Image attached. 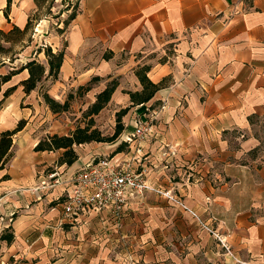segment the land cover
Segmentation results:
<instances>
[{
	"label": "crops",
	"instance_id": "crops-1",
	"mask_svg": "<svg viewBox=\"0 0 264 264\" xmlns=\"http://www.w3.org/2000/svg\"><path fill=\"white\" fill-rule=\"evenodd\" d=\"M7 5L0 0L4 31L24 29L36 10L34 0ZM48 37L52 52L64 53L50 98L97 78L93 99L115 79L108 105L126 113L114 142L73 148L70 166L60 164L63 150L58 162L54 151L36 152L28 124L14 136L0 170V264H264V0H78L75 18ZM142 68L159 89L133 105ZM27 77L7 83L17 88L0 111V133L30 116L19 104L32 92L17 86ZM161 106L152 135L132 139ZM100 157L144 171L143 200L119 225L107 211L63 220L58 202L72 176ZM52 172L62 184L41 189Z\"/></svg>",
	"mask_w": 264,
	"mask_h": 264
},
{
	"label": "rangeland",
	"instance_id": "rangeland-1",
	"mask_svg": "<svg viewBox=\"0 0 264 264\" xmlns=\"http://www.w3.org/2000/svg\"><path fill=\"white\" fill-rule=\"evenodd\" d=\"M50 1L51 0H38V2L35 3L36 10L32 12L29 17L31 20L30 28L27 34L22 38L24 41L22 50L21 44L18 41L16 42V38L18 37H16L15 34L10 35V42L8 44H3L4 47L10 49L11 57L14 56L17 59L13 64H9L7 67L0 69L1 73L9 71L10 66L19 68L20 65L24 62L26 63L28 59L32 60L33 56H35L34 58L37 59L36 61L38 63L42 64L45 62L46 57H43V55H35L36 51L49 47L47 41L49 34L51 32H58L55 24H61L62 21V27H64V23L68 20L70 15L73 14L77 2V0H61L56 3L55 0L52 2ZM62 12L64 13L63 16ZM43 22H46V24ZM48 80L53 81L52 78L42 80L37 85L36 89L32 91L30 94L31 103L28 104L26 98H23L19 104L23 112L30 113L29 118L23 121L25 122L24 127L28 124L27 133H32L34 143L47 139L53 133V135L59 137L65 136V133H67V136H70L76 129H83L85 127H88L89 132L93 130L98 131L100 135L102 136L103 134L105 138L111 137L114 134L117 126V114L122 111V109L114 105H108V102L96 115H91L89 113L90 107L95 102L96 96L91 99L87 94L91 88L98 86L99 81L90 80L87 84L77 89L72 88L68 90L61 100L54 99L60 105L67 103V108L64 111L52 112L43 99V95L47 94L46 92L50 88V85L48 86L47 84ZM111 81L107 82L106 86ZM114 81L116 80L114 79ZM19 83L17 86H20ZM9 87H12L11 84L4 85L2 91H5ZM1 97L2 95L0 94V99ZM122 117L120 118V122ZM73 148L80 149L79 146H74ZM29 149L31 151V148ZM54 152L56 161L58 162L62 151ZM56 152L59 153V156L56 155ZM48 154L49 152H46L44 157ZM42 165V163H39L36 164V167H41ZM47 169L50 170L51 166Z\"/></svg>",
	"mask_w": 264,
	"mask_h": 264
},
{
	"label": "trees",
	"instance_id": "trees-1",
	"mask_svg": "<svg viewBox=\"0 0 264 264\" xmlns=\"http://www.w3.org/2000/svg\"><path fill=\"white\" fill-rule=\"evenodd\" d=\"M43 1V0H42ZM51 0L50 2H52ZM78 1V0H77ZM38 0H35V3ZM10 0H8L7 9L9 7ZM76 15V5L74 7L73 14L70 15L68 20L64 23V28L62 30H58V33H62L64 29L68 26L69 22L75 18ZM31 20L29 19L24 29H19L17 27H13L9 31L0 30V69L7 67L9 64H13V62L17 59L16 57L10 54V49L4 47L3 44H8L10 42V35H14L16 38V42L18 41L21 44V50L23 49L24 41L22 38L27 34ZM41 49H38L40 52ZM44 55L47 60L48 65V73L46 75L45 67L36 62L35 60H30L22 65L19 68L11 67L9 71L6 73H0V94L2 95L0 99V111L3 109L5 101L11 96V94L15 91L16 86H12L7 88L5 91H2V87L6 85L13 76L19 74L20 72L27 70L28 77L19 83L23 88V92L25 95H28L30 92L34 91L37 85L44 79L52 78L53 80L57 79V74L60 69L62 60H63V51L53 53L49 47L43 49ZM147 68H142L139 71L135 72V75L142 86L141 92H129V98L133 105L147 103L155 92L159 89L158 85H155L149 81L146 77L145 72ZM91 81H98L97 78H93ZM117 87L116 81H111L106 88L101 91L95 99V102L90 107L89 113L91 115H96L102 108L110 101L111 95L115 91ZM43 99L45 104L49 107L52 112L64 111L67 108V103L60 105L55 102L52 98H50L47 94L43 95ZM126 110L120 111L117 119V126L114 131V134L111 137H102L100 133L96 130L89 132L88 127L83 129H76L70 136H62L59 137L57 135H53L48 137L47 139L40 141L36 147V152L43 151H58L63 150L62 158L60 160V164H66L70 166L77 160V155L74 152L73 147L79 146L82 144H86L89 142H102V143H112L114 142L119 134L121 133L122 126L120 125V118L124 116ZM25 122L19 121L17 126L11 131H5L0 133V170H3L11 158V148L13 145L14 136L20 132L24 127Z\"/></svg>",
	"mask_w": 264,
	"mask_h": 264
},
{
	"label": "built area",
	"instance_id": "built-area-1",
	"mask_svg": "<svg viewBox=\"0 0 264 264\" xmlns=\"http://www.w3.org/2000/svg\"><path fill=\"white\" fill-rule=\"evenodd\" d=\"M163 109L161 106L146 122L137 123L131 138L143 140L150 137L153 133V123ZM61 184L59 174L52 172L41 181L40 187L52 189ZM148 188L146 173L137 171L133 161L100 157L85 163L72 176L58 205L63 220L70 223L85 221L91 215L107 211L111 220L119 225L128 206L132 202H141ZM213 236L224 247L219 236L215 233ZM13 264H24V260L15 257Z\"/></svg>",
	"mask_w": 264,
	"mask_h": 264
}]
</instances>
